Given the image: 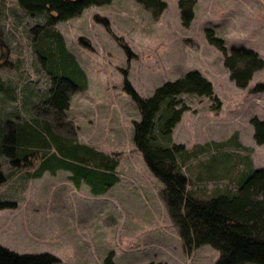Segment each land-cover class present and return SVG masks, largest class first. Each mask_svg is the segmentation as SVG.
<instances>
[{"label": "rangeland", "instance_id": "374dc122", "mask_svg": "<svg viewBox=\"0 0 264 264\" xmlns=\"http://www.w3.org/2000/svg\"><path fill=\"white\" fill-rule=\"evenodd\" d=\"M178 1L165 0L166 8L152 16L134 0H112L49 24L45 14H28L17 0H0L3 121L12 119L15 128L31 117L47 120L60 135L117 158L119 179L95 195L84 181L75 184L68 170L34 177L38 160L21 167L2 152L0 245L20 255H46L50 264H105L108 256L113 264H215L219 251L211 246H183L163 184L133 143L140 112L124 80L142 97L189 71L211 83V96L176 97L177 107L188 109L168 142L188 151L178 161L190 193L208 199L234 192L241 177L264 169V144L255 142L251 124L264 119V65L246 87L236 86L209 37L222 39L227 52L251 49L264 62V0H196L187 27ZM55 33L86 83L72 92L59 126L43 103L52 80L36 51L45 41L55 45ZM5 123L3 137L9 134Z\"/></svg>", "mask_w": 264, "mask_h": 264}, {"label": "trees", "instance_id": "16d2710c", "mask_svg": "<svg viewBox=\"0 0 264 264\" xmlns=\"http://www.w3.org/2000/svg\"><path fill=\"white\" fill-rule=\"evenodd\" d=\"M17 1L28 14H45L49 24H53L78 16L89 6L109 4L112 0ZM134 1L152 16H158L166 8L165 0ZM195 3L196 0L178 1L183 26L190 25ZM54 35L55 45L54 40L45 41L36 51L52 80L43 103L59 126L72 92L86 83L83 71L67 52L62 37L58 33ZM209 38L222 51L230 79L236 86L246 87L253 73L263 67V60L255 51L244 47H233L227 52L222 39ZM123 90L140 112V119L133 121V143L150 172L163 184L162 198L184 248L211 246L219 251L215 264H264V169H253L241 177L234 192L203 199L187 190L188 178L182 173L178 157L184 158L188 151L182 144L168 142L182 112L188 109L185 105L177 107L176 97L182 92L211 96V83L194 70L164 82L148 97L140 96L126 79ZM3 119L0 116V155L5 152L13 156L12 164L18 163L21 167L31 168L38 160L34 177L46 170H68L75 184L84 181L95 195L105 193L119 181L117 158L60 135L47 120L31 117L10 128L14 121L6 118L5 123ZM3 123L8 127L6 137L1 134ZM251 124L255 142L264 144V119L254 117ZM0 264H50V258L20 255L0 245ZM105 264H113L109 256Z\"/></svg>", "mask_w": 264, "mask_h": 264}, {"label": "crops", "instance_id": "0c3cea01", "mask_svg": "<svg viewBox=\"0 0 264 264\" xmlns=\"http://www.w3.org/2000/svg\"><path fill=\"white\" fill-rule=\"evenodd\" d=\"M114 186V185H113Z\"/></svg>", "mask_w": 264, "mask_h": 264}]
</instances>
